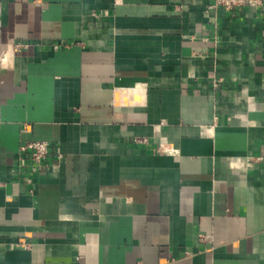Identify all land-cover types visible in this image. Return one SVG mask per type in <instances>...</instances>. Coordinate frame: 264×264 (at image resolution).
Listing matches in <instances>:
<instances>
[{
	"label": "crops",
	"instance_id": "0c3cea01",
	"mask_svg": "<svg viewBox=\"0 0 264 264\" xmlns=\"http://www.w3.org/2000/svg\"><path fill=\"white\" fill-rule=\"evenodd\" d=\"M212 5L0 0V264H264V3Z\"/></svg>",
	"mask_w": 264,
	"mask_h": 264
},
{
	"label": "built area",
	"instance_id": "2783aa9c",
	"mask_svg": "<svg viewBox=\"0 0 264 264\" xmlns=\"http://www.w3.org/2000/svg\"><path fill=\"white\" fill-rule=\"evenodd\" d=\"M264 3V0H213V7H222L226 10H231L236 7H260ZM26 130H29L28 125H24L23 127ZM137 142L145 143V140H137ZM161 145L156 147L155 150L159 151L161 149ZM49 152V143L45 140H32L25 142L19 146V167H25L28 165H32L36 168L37 171L46 168V158ZM171 152V151H169ZM260 158H257V160ZM19 246H28L22 240L17 243Z\"/></svg>",
	"mask_w": 264,
	"mask_h": 264
}]
</instances>
